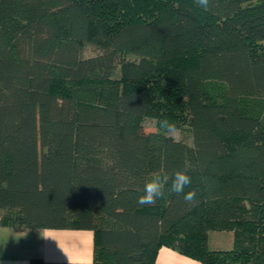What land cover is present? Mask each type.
Instances as JSON below:
<instances>
[{
    "label": "trees",
    "instance_id": "16d2710c",
    "mask_svg": "<svg viewBox=\"0 0 264 264\" xmlns=\"http://www.w3.org/2000/svg\"><path fill=\"white\" fill-rule=\"evenodd\" d=\"M0 218L95 233L91 262L30 264H264V0H0Z\"/></svg>",
    "mask_w": 264,
    "mask_h": 264
},
{
    "label": "crops",
    "instance_id": "0c3cea01",
    "mask_svg": "<svg viewBox=\"0 0 264 264\" xmlns=\"http://www.w3.org/2000/svg\"><path fill=\"white\" fill-rule=\"evenodd\" d=\"M95 233L90 229L23 228L4 226L0 218V264L48 262L88 263L93 260ZM158 264H203L177 250L162 246Z\"/></svg>",
    "mask_w": 264,
    "mask_h": 264
},
{
    "label": "clouds",
    "instance_id": "9594fccd",
    "mask_svg": "<svg viewBox=\"0 0 264 264\" xmlns=\"http://www.w3.org/2000/svg\"><path fill=\"white\" fill-rule=\"evenodd\" d=\"M198 4L207 9L209 0H197ZM169 135L178 136L179 132L174 124H170L167 120L161 122ZM168 176H155L147 181L143 188V194L137 199V204L140 206L154 205L157 200L164 194L165 184L168 181ZM192 178L185 171H176L173 174L171 182V190L176 194H183V199L186 202L194 203L197 192L191 189ZM186 189H191L186 191Z\"/></svg>",
    "mask_w": 264,
    "mask_h": 264
},
{
    "label": "rangeland",
    "instance_id": "374dc122",
    "mask_svg": "<svg viewBox=\"0 0 264 264\" xmlns=\"http://www.w3.org/2000/svg\"><path fill=\"white\" fill-rule=\"evenodd\" d=\"M103 52V49L99 46L93 45V44H85L83 47V56L88 57V56H93L97 55L99 53ZM144 126L147 131H154L156 130V119L148 117L145 120ZM179 135L174 136L178 140H182L184 143L191 145L192 144V134L190 129L187 126H184L183 128H177Z\"/></svg>",
    "mask_w": 264,
    "mask_h": 264
}]
</instances>
